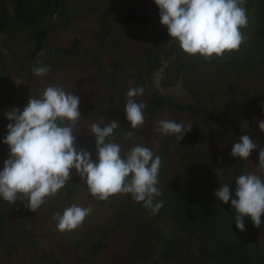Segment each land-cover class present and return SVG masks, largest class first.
Segmentation results:
<instances>
[{
  "label": "trees",
  "instance_id": "obj_1",
  "mask_svg": "<svg viewBox=\"0 0 264 264\" xmlns=\"http://www.w3.org/2000/svg\"><path fill=\"white\" fill-rule=\"evenodd\" d=\"M133 1L139 4L141 0H108L95 34L96 40L104 41L109 34L107 21L119 13V19L126 25L134 23L145 30L150 44L145 54L148 68L160 67L166 60L171 63L170 54H185L177 42H170L167 28L160 23L159 12H153V21L140 15L135 5L130 13L122 14L127 5L133 6ZM70 3L71 0H0L1 46L12 54L13 44L22 40L25 48L22 69H26V77L42 54H49V58L60 62L70 53L69 49L56 45L47 49V38L53 34V28L60 33L70 27L76 14H83L80 9H72ZM243 6L247 9L248 25L242 32L247 40L239 51L208 60L199 55L186 56L192 68L207 65L213 72V87L223 85L230 99L237 98L231 84L242 82L244 101H260L259 94L254 99L248 98L246 88L250 76L257 81L264 80V0H246ZM5 39L11 43L3 44ZM27 102L28 98L21 94L13 108L22 110ZM163 109L179 115L177 123L192 124L191 131L180 142L175 134L164 135L159 131L151 143L139 134L121 139L118 136L120 130L131 127L126 115L110 138L121 146L122 155L140 144L160 156L162 163L157 187L161 195L154 199L163 202V207L156 215L146 209L143 202H136L131 194H116L104 201L94 198L73 171L66 186L55 196L46 198L35 212L25 207L26 201L18 200L11 205L0 197V251L4 253L3 257L14 258L16 264H264V216L259 228L246 217L245 231H239L231 201L224 204L214 195L224 185L222 180L213 179L215 159L201 168L200 176L195 162L200 150L198 139L222 141L227 134L232 139L252 135L253 116L264 118V107L252 102L245 106L242 114L245 130L238 126L219 130L207 107L173 101L156 91L149 96L144 117H152ZM8 123L0 128V171L9 156L8 147L3 143ZM74 134L77 146L91 151L95 161V138L87 142L83 136ZM233 159L236 161L235 176L225 184L230 185L235 198L234 181L243 174V168L239 158ZM72 204L90 207L91 212L76 229L58 231V221L53 217L57 213L62 215ZM46 235L50 241L39 246L38 236ZM118 241L124 246L122 254L114 257L110 249Z\"/></svg>",
  "mask_w": 264,
  "mask_h": 264
},
{
  "label": "clouds",
  "instance_id": "obj_2",
  "mask_svg": "<svg viewBox=\"0 0 264 264\" xmlns=\"http://www.w3.org/2000/svg\"><path fill=\"white\" fill-rule=\"evenodd\" d=\"M159 9L162 26L167 28L170 42L178 43L189 56L222 58L240 50L247 40L242 29L248 25L246 0H153ZM37 77L50 71L37 61L31 69ZM143 87L130 88L126 93L124 113L130 126L135 129L144 123V103L136 97L142 95ZM80 98L76 93L66 92L59 86H48L37 98L30 95L21 110L12 108L4 115L9 121L3 143L9 156L0 171V197L9 204L26 201L25 207L37 211L46 198L55 196L72 179L73 171L83 181L94 198L107 200L116 194H131L136 202L156 215L163 202H156L161 195L157 184L161 158L140 144L124 152L110 139L119 127L112 120L101 126L92 123L90 135L95 138V161L92 152L77 146L75 130L81 113ZM264 107V105H262ZM174 120L162 119L157 131L164 135L175 134L180 142L191 131ZM264 133V121L259 122ZM131 133H129L130 135ZM257 144L245 134L232 145L231 156L248 160ZM259 165L254 172L240 174L235 178V193L224 184L214 193L215 197L235 210V226L244 232L245 218L254 227L261 226L264 216V148L259 150ZM223 169H217V176ZM259 173V174H257ZM91 208L72 204L63 214L57 213L58 231H71L82 225Z\"/></svg>",
  "mask_w": 264,
  "mask_h": 264
},
{
  "label": "rangeland",
  "instance_id": "obj_3",
  "mask_svg": "<svg viewBox=\"0 0 264 264\" xmlns=\"http://www.w3.org/2000/svg\"><path fill=\"white\" fill-rule=\"evenodd\" d=\"M107 2L108 0H71L70 7L80 9L83 14H76L70 27L60 33L53 28L55 32L50 33L47 38V49L56 45L69 49L70 53L60 62L55 61L53 57L49 58V54H42L38 61L42 66L50 67L45 76L37 77L31 73L26 77V69H22L25 48L21 39L13 44L12 54H8V50L0 43V52L8 55L0 59V128L9 122L4 113L14 107L19 95L22 94L28 99L30 95L38 98L46 87L59 86L66 92L79 96L82 119L75 133L89 142L94 138L89 132L92 123H100L101 126L112 120L118 121L119 126L123 123L126 115V93L130 88L140 86L144 92L135 98L138 103L146 105L151 93L156 91L173 101L207 107L214 117V126L219 130L230 126L245 130L242 120L245 106L249 102L264 105V80L257 81L249 77L247 97L254 99L259 94L261 100L244 101L242 82L231 84V89L236 90L237 98L230 99L228 90L223 85L213 87L212 70L204 64L192 68L186 54H170L171 63L166 60L161 62L160 67L148 68L145 54L150 44L145 30L134 23L131 26L126 25L119 19V13H115L107 21L109 34L104 41L96 40L95 34ZM133 2V6L127 5L122 14L130 13L136 6L140 15L153 21V12H159L153 0H141L139 4ZM8 42L10 41L5 39L3 44ZM1 53L0 57L3 56ZM162 119L177 121L180 116L171 110L163 109L152 117H145L144 123L135 129L124 127L118 136L127 139L139 134L151 143L152 137L158 132V122ZM260 121H264V118L253 116L254 133L249 137L257 144V149L251 153L248 160H241L243 174L254 172L255 167L259 165V150L264 148V133L259 129ZM240 137L232 139L227 134L222 141L198 139L200 150L198 145L199 153L195 161L198 176L202 174L201 168L215 159L213 179L222 180L224 184L231 181L235 176L236 166V161L231 156L232 145L238 143ZM217 169H223L218 176ZM50 239L47 235L38 236V245H44ZM123 246L121 241L111 245L110 250L114 257L122 254ZM3 256L4 253L0 251V264L17 263L14 258Z\"/></svg>",
  "mask_w": 264,
  "mask_h": 264
}]
</instances>
